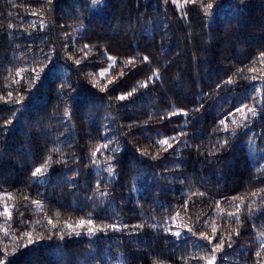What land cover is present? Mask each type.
<instances>
[{
  "label": "trees",
  "instance_id": "obj_1",
  "mask_svg": "<svg viewBox=\"0 0 264 264\" xmlns=\"http://www.w3.org/2000/svg\"><path fill=\"white\" fill-rule=\"evenodd\" d=\"M106 2V8H94L91 0H55L53 6H45L47 0H0V96L23 93L27 105L7 133L0 132V210L7 202L12 211L11 221L0 217V249L10 251L25 231L53 230L46 224L51 219L65 241H43L18 264H205L198 258L210 246L200 233L211 236L216 226L218 239L233 241L217 252L216 264H264V253L255 256L264 244V116L244 134H230L242 131L235 113L240 100L248 97L244 103L259 107L264 99V0H216L211 17L183 0ZM85 44L90 49L75 85L79 94L67 101L71 117L64 115L57 88L76 79L74 65L61 68L55 80L43 78L31 96L25 91L29 76L16 85V72L39 69L51 49L63 56L67 46L79 58ZM85 72L91 75L85 78ZM229 78L233 86L224 85ZM93 80L107 91L94 88ZM128 92L133 95L125 101L115 99ZM4 108L0 104V124L12 117ZM228 113H235V123ZM226 115L228 132L219 125ZM226 137L230 151L223 152L217 143ZM164 139L173 147L161 146ZM104 143L109 150L93 157ZM117 146L124 150L115 151ZM213 151L216 156L209 155ZM114 154L110 176L106 165ZM48 156L52 170L35 182L30 169ZM237 205L239 220L229 215ZM88 218L98 228L128 227L91 236L77 227L79 237L67 236L68 224ZM177 223L196 235L184 228L177 240L168 232Z\"/></svg>",
  "mask_w": 264,
  "mask_h": 264
},
{
  "label": "snow or ice",
  "instance_id": "obj_2",
  "mask_svg": "<svg viewBox=\"0 0 264 264\" xmlns=\"http://www.w3.org/2000/svg\"><path fill=\"white\" fill-rule=\"evenodd\" d=\"M166 2V0H165ZM184 4H193L197 5L199 9L203 12V15L205 17H211L215 14L214 10H217V4L216 0H210V2L204 3L203 0H183ZM55 3V0H47V4L45 6H53ZM172 3H177V0H172ZM92 6L95 7H107V2L106 0H91ZM239 8L237 7L235 10L234 14V19L239 20ZM33 15H36V13H33ZM229 24H231V21H229ZM90 49V45L85 44L82 49H80V56L79 58H76L73 54L67 51V46L61 49L62 52L65 54L63 56L59 55L56 51V49H51L49 53H45V59L40 62L41 66L39 69L33 67L31 69H25V68H20L17 72L16 75L19 77L15 81L17 86H22L21 85V80L24 79V75H27L30 77L27 86L25 88V91L28 93L29 96L32 95V89L36 87L37 83H40L43 78H51L53 80L56 79L57 72L63 68L64 66L72 67L73 65L75 66V70L77 71V76L74 81H61L58 85L57 88V95L58 97L62 100V102L65 103V112L64 115L67 117H71L72 112L69 110L70 105H68L67 101L68 100H75V95H78L79 93L77 92V89L75 87L76 84H79L81 82L80 78V66L82 65L83 61L87 60V51ZM261 62H264V51H261L259 53ZM109 60H114V57H108ZM141 59L143 61H148L149 58L148 56H142ZM63 60L65 63L64 65H60L57 63V61ZM71 61V64H68V62ZM129 63H132V61H129ZM87 67V65H85ZM47 70V71H46ZM238 72H243V69H239ZM89 73L85 72L84 76L87 78ZM156 77H159V73H154L153 74ZM99 76L101 78L106 76V70H102L99 72ZM246 78V77H243ZM92 83V86L94 88H99L100 91H107V85L101 86L99 81H90ZM113 80L108 79L107 84H112ZM235 84V81L232 78H229L224 81L225 86H233ZM148 82L146 81L143 85V87H147ZM220 85H217V88H219ZM264 87V85H262ZM253 91H256L255 86H253ZM75 94V95H73ZM132 92H128L126 94H120L115 99L119 101H125L128 97L132 96ZM67 98V99H65ZM248 97H243L240 102L235 106V113L240 114V125L239 127L241 128V132L238 133L236 130L231 131V136L232 137H238V135L244 134L243 130L248 129L250 126V123L254 122L255 119L258 116H264V99L261 100L259 107H257L255 104L253 106H249L247 103H244V100L247 99ZM255 99V97H253ZM26 101V96L23 93H18L17 95H13L12 91H7L6 93V98L5 96H0V104H3L5 106L4 110L12 112V117L8 118L5 117L4 123L0 124V132L7 133L9 130V125L13 124V121L17 119L16 113H20L21 116L23 115L24 110L26 109L27 105L25 103ZM19 105V107H17ZM202 107V105H201ZM198 111V110H194ZM235 113H228V115L233 116V123H235ZM177 113L174 111L170 113L169 115H176ZM184 116H187V112L181 113ZM228 115H226L224 118L219 120V125L223 128V131L228 132L229 129L227 127V118ZM184 133L182 132L181 135ZM105 139L111 143V138L105 136ZM175 139V137H173ZM230 140L226 137L223 138L222 144L217 143V148L220 149L223 152H228L230 151L229 148ZM160 145L164 146L165 149H170L173 147L172 143L169 142L168 139H164L160 141ZM101 149L104 150H109V144L104 143L100 147L96 148L95 152L92 153L93 157L96 155V153L100 152ZM124 149L120 148L117 146L115 151L122 152ZM58 151V149L56 150ZM137 151L140 153L141 156L147 155L146 152H142L139 149ZM209 155L211 156H216L217 153L215 151L210 152ZM153 159H156V157H153ZM60 163H63L67 165V161L61 160L59 161ZM115 154L113 157L108 158V163L106 165V171L111 175H113L116 171L115 167ZM52 170V158L51 156H48L43 163H41L39 166L34 167L33 169H30V177L35 179V182H43L41 181V178H48L49 173ZM77 175H79V170H76ZM69 180H73V177L69 176ZM264 183V180L261 181ZM99 187V185H97ZM135 190V189H134ZM101 195H107L106 193H101ZM202 196L203 193H200ZM8 199H11V196L8 197ZM27 199V197H25ZM235 199V198H233ZM37 205V207H42L40 200H35L33 201ZM241 205H237V212H232L229 213L230 216L235 217L237 220H239L238 212L240 209ZM20 215H23L22 213ZM90 215V214H89ZM0 217H4L7 221H11L12 219V211L10 210V206L7 202H5L2 205V210H0ZM179 217V213L176 214V217L173 219H176ZM39 223V221L37 222ZM46 224L51 227V231L48 229H45V231L40 232L38 235H35L34 232L32 231H25L23 232V235L19 238L22 242L16 243L14 247L11 248L9 251L8 248H3L0 249V264H18V260L22 256H26L28 253L34 252L37 250V247L41 245L43 241H52L55 238H58L59 241H65L66 233L64 231H60L56 228V225L53 223L51 219H48L46 221ZM26 226V225H25ZM41 227L43 228L44 225L41 224ZM87 228L88 235H95L98 231L99 232H106L108 229H111L112 231H121L124 228H127L128 225H119L117 223H111L108 224L106 227L103 225L101 227L96 226V221L92 218L88 219H80L78 224L73 225V224H68L66 226L67 228V236L71 238L73 235L76 237H79L81 235V232L76 231V228ZM134 229L139 230L143 228V225H134ZM176 230L172 231L171 228L168 229V232H170L171 236L175 237L177 240H179L182 237V229L186 228L187 232L192 233V235H196V233L193 231L191 227H187L185 225H181L177 223L175 225ZM5 235L8 234V229L4 228L2 229ZM217 233V227L213 226L212 227V235L209 236L206 232H201L200 233V238L204 241H207V245L210 246V251L206 253L205 256L199 257L198 259H201L205 262V264H216L217 260V252L222 251L224 249L225 243H227L228 247H232V237L229 236L226 239L221 236L219 239L216 236ZM235 235L237 237L240 236V232L236 231ZM216 240L217 242L213 245L212 241ZM35 246V247H34ZM61 245L58 243L56 248L59 251L61 249ZM203 247V246H202ZM27 250V252H25ZM261 253H264V244L261 245L260 250L255 252L256 257H260ZM19 254V255H18ZM159 264V262H157ZM256 264H259V261L256 262Z\"/></svg>",
  "mask_w": 264,
  "mask_h": 264
}]
</instances>
